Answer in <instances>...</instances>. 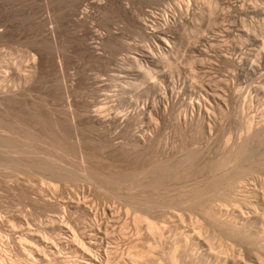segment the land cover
<instances>
[{
	"label": "rangeland",
	"instance_id": "374dc122",
	"mask_svg": "<svg viewBox=\"0 0 264 264\" xmlns=\"http://www.w3.org/2000/svg\"><path fill=\"white\" fill-rule=\"evenodd\" d=\"M103 3L0 0V99L12 93L64 119L72 108L82 122L104 107L118 124L92 129L102 150L146 131L159 148L147 168L132 169L97 147L80 154L48 121L0 106V263L85 264L86 248L97 264H204L197 254L210 250L264 264V239L252 228V216L264 225V203L253 194L264 195V0H113L106 15ZM162 29L166 41L148 34ZM147 52L157 65L130 67ZM146 69L167 77L163 91L115 107L113 93ZM199 85L223 95L218 107L191 92ZM164 91L160 115L137 117L125 133L124 116ZM82 135L92 147L91 131ZM214 211L251 219L236 233L205 213ZM147 222L162 235L152 239Z\"/></svg>",
	"mask_w": 264,
	"mask_h": 264
},
{
	"label": "bare ground",
	"instance_id": "6f19581e",
	"mask_svg": "<svg viewBox=\"0 0 264 264\" xmlns=\"http://www.w3.org/2000/svg\"><path fill=\"white\" fill-rule=\"evenodd\" d=\"M104 0H102V3H103ZM101 2V1H99ZM98 2V3H99ZM100 4V3H99ZM47 5V4H46ZM86 5V4H85ZM115 3H113V0H106V3H103V12L104 14L106 15L109 11L112 10V8L114 7ZM48 6V5H47ZM85 8V7H84ZM86 9V8H85ZM48 11V10H47ZM86 13L87 10L85 11ZM83 13V12H82ZM50 15V14H49ZM45 17V16H44ZM50 17V16H49ZM83 16H81L82 18ZM51 19V18H50ZM104 19V18H103ZM90 20V19H89ZM93 25H94V22H91ZM9 24V23H8ZM52 24V23H51ZM50 26H53V25H50ZM92 26V25H91ZM116 26V25H115ZM116 28V27H115ZM118 28V27H117ZM52 29V28H51ZM3 30V29H2ZM53 30V29H52ZM98 29H96L95 31H97ZM154 32V31H153ZM97 33V32H96ZM104 34V32H102ZM115 33H117V31H115ZM167 31H165V29L163 30H159L156 32V34L154 35L152 32L151 33H148L151 37L154 36L158 41L162 42V41H166V36H167ZM54 34V33H53ZM98 34H100V32H98ZM55 37V36H54ZM199 38V37H198ZM204 39V37H202ZM200 37V39H202ZM207 41V39H205ZM168 41V40H167ZM95 42V41H94ZM93 42V43H94ZM55 43H56V40H55ZM92 43V41H91ZM98 43V41H97ZM200 45V43H199ZM98 46V45H97ZM104 46L106 48H109L111 47V42L109 40H106L105 43H104ZM198 46V45H197ZM56 47V45H55ZM95 47V46H94ZM114 47V45H113ZM195 47V46H194ZM193 47V48H194ZM57 49V48H56ZM192 49V48H191ZM198 49V48H197ZM58 50V49H57ZM201 51V50H200ZM58 52V51H57ZM199 52V51H198ZM58 54V53H57ZM102 54V52H101ZM202 54V53H201ZM34 55V54H33ZM147 55V57H146ZM203 56V55H202ZM206 56V55H205ZM29 57V56H28ZM33 57V56H32ZM59 57V55H58ZM35 58V57H34ZM105 57L104 56H100V59H104ZM36 59V58H35ZM35 59H33V63L35 61ZM60 59V58H58ZM159 59V58H158ZM232 59V58H231ZM26 60V59H25ZM127 60V59H126ZM160 60V59H159ZM158 60V61H159ZM242 61V59H240ZM21 61V60H20ZM158 61L155 59V57L152 55L151 52H147V53H144V58L143 59H135L133 58L132 60H130V67L131 68H136L138 70V68L143 65L147 68H149V66H153L155 65L156 63H158ZM220 61V60H219ZM11 62V61H10ZM22 62V61H21ZM25 62V61H24ZM29 60L27 59V63L26 64H29L28 63ZM31 62V61H30ZM120 62V61H119ZM123 62V61H122ZM9 63V62H8ZM226 63V62H225ZM240 63V62H238ZM13 64H15V61H13ZM23 64V62H22ZM124 64V63H123ZM141 64V65H140ZM223 64V63H222ZM21 65V64H20ZM157 65V64H156ZM228 65V64H227ZM260 65V64H259ZM258 65V66H259ZM6 66V65H5ZM19 66V65H17ZM23 65H21L22 67ZM25 66V65H24ZM23 66V67H24ZM27 66V65H26ZM38 66L39 68L43 67V60L40 58V61L38 63ZM232 66H235L237 67L236 65H232ZM18 69H20L19 67H16ZM124 68V67H123ZM130 68V69H131ZM238 68V67H237ZM127 69V68H125ZM150 69V68H149ZM149 69H146L147 71L144 72L142 74V76H139L140 79H137L135 83H126L125 84L127 86H124V87H120L118 91H115L112 95V93L108 94V95H112V97L114 98L113 101L116 102V105L115 107H120V106H123L127 103H129V101L131 99H137V98H140L142 97L143 95L145 96H151L153 94H156V93H160L162 88L160 86V83H161V80L165 78V76L163 75H160V76H155L154 73H152V71H150ZM5 70V69H4ZM62 70V69H60ZM135 70V69H134ZM136 70V71H137ZM22 71V70H21ZM28 71V70H27ZM33 71V70H32ZM5 72V71H4ZM6 75H7V72H5ZM18 73V72H17ZM21 73V72H20ZM32 73V72H31ZM74 73V72H73ZM4 74V73H3ZM23 74V72H22ZM120 74V73H119ZM24 75H26L24 73ZM63 75V73H62ZM113 75V73H112ZM117 75V74H116ZM153 75L154 77H157L159 80H156L157 78H155V81H152V78H153ZM21 76V75H20ZM101 76V75H100ZM114 76H115V73H114ZM122 75H120L121 77ZM125 76V75H124ZM22 77V76H21ZM104 79V77H102ZM167 78V77H166ZM165 78V80H166ZM7 79V78H6ZM154 79V78H153ZM0 80H1V77H0ZM29 80V79H28ZM63 80V79H62ZM65 80V79H64ZM226 80V79H225ZM3 81V80H2ZM188 81V80H187ZM229 81V80H227ZM118 82V81H117ZM116 82V83H117ZM133 82V81H132ZM226 82V81H225ZM73 83V82H72ZM193 83V81H192ZM200 83V82H199ZM203 83V82H201ZM206 83V82H205ZM204 83V84H205ZM65 84V83H64ZM191 84V83H190ZM230 85V83H228ZM226 84V85H228ZM74 85V84H73ZM124 85V83L122 84ZM198 85V84H197ZM206 85H209V84H206ZM214 85V84H212ZM212 85H209L210 88ZM65 86V85H64ZM215 86V85H214ZM20 87V86H19ZM117 87V86H116ZM126 87V88H125ZM218 87V86H216ZM66 88V87H65ZM69 88V87H68ZM128 88V89H127ZM131 88V90H129ZM240 88V87H239ZM73 89V88H72ZM212 89V88H211ZM214 89V88H213ZM196 91H191L192 93L196 94L199 96V98H202L204 99V97H206L205 100H211V101H214L215 104H217V107L218 105H220L221 103V98H218L217 95H221V94H213V93H209V91L207 92V89H204V87H201L200 85L196 87L195 89ZM216 90H218L216 88ZM215 90V92H216ZM242 90V89H241ZM163 91V90H162ZM166 91V90H165ZM162 92L164 97H159L160 100L156 101L155 103H151V104H145L144 106H142V108H134L132 110V108H130L132 111H130L128 114H126L124 116V118L121 120L123 121V125L124 127L122 128V130L125 132V133H130V129L131 127L133 126L134 124V121L136 120L137 117L139 116H142V117H145L146 120L148 121H153L154 117L155 116H159L160 115V109L162 108V106L167 102L168 98L165 96L166 95V92ZM213 91V90H212ZM224 89L222 90V93ZM66 96L68 97V94H67V89H66ZM25 93V92H24ZM102 93H105V92H102ZM101 93V94H102ZM108 93V92H107ZM159 94V95H162ZM240 93V92H239ZM238 93V94H239ZM243 93V92H242ZM30 94V93H29ZM33 94V93H32ZM31 94V95H32ZM227 95V93H225ZM3 95V94H2ZM0 95V96H2ZM8 95V94H7ZM30 95V96H31ZM107 95V94H106ZM5 96V95H4ZM65 96V97H66ZM173 96V95H172ZM171 96V97H172ZM178 96V95H176ZM223 96V95H221ZM32 97V96H31ZM44 98V97H42ZM191 98V97H190ZM240 98V97H239ZM185 99V98H184ZM227 99V97L224 100V103H225V100ZM192 100L193 102V98L190 99V101ZM196 100V99H194ZM208 100V101H209ZM222 100V102H223ZM228 100V99H227ZM240 100V99H239ZM69 99H68V103H69ZM93 101V100H92ZM197 101V100H196ZM188 102V101H187ZM244 102V101H243ZM54 103V102H53ZM105 103V102H104ZM190 103V102H188ZM199 103V102H198ZM201 103V102H200ZM223 103V104H224ZM228 103V102H227ZM226 103V104H227ZM46 104V103H44ZM139 104V103H138ZM210 104V103H208ZM224 104V105H226ZM241 104V103H240ZM168 105V104H167ZM243 105V104H242ZM241 105V107H242ZM0 106H3L4 108H6L8 111H19V112H23L25 114H27L28 116L30 117H34V118H37V117H41L43 118L44 120L48 121L50 123V125L52 126V129L55 133V135L58 136V138L60 140H62L63 143H66V144H69L71 145V147H73V149H75L76 152L80 153V154H85V153H94V150L97 148H100V150H102L101 146L99 145V142H98V137L92 132V129L94 128V126L96 124L98 125H101V126H104V127H107L109 124H112V123H117L118 124V119L116 117H111L112 114L110 112L107 111V108L103 109L104 107H102L103 105H100L101 109H98L99 111H95L94 114L93 112H90L89 111V114H88V117H87V121L85 122H82L79 120V118H77L74 114V112L70 109L68 111V114H67V117L64 119V118H60V117H57L55 115H53V113H49L47 112L44 107H41V105H38L34 102H29V103H24L20 100V98H18L16 95H9V96H5L4 99H0ZM71 106V105H69ZM108 106V105H107ZM126 106V105H125ZM124 106V107H125ZM169 106V105H168ZM201 106V104H200ZM200 106L198 104H192L191 105V109H193L194 107L197 108L199 111H201L200 109ZM214 106V105H213ZM49 107V106H48ZM211 107V106H210ZM56 108V107H55ZM99 108V107H97ZM96 108V109H97ZM126 108V107H125ZM167 108V107H166ZM227 108V107H226ZM68 109V108H67ZM94 109V110H96ZM206 109V108H205ZM222 109V106L221 108ZM93 110V109H92ZM93 110V111H94ZM101 110V111H100ZM111 111V109H110ZM207 111V109L205 110ZM51 112V110H50ZM60 112V111H59ZM65 112V111H64ZM67 112V110H66ZM164 112V111H163ZM192 112V110L190 111ZM209 112V111H207ZM213 112V111H212ZM225 112V111H224ZM243 112V111H242ZM56 113V112H55ZM54 113V114H55ZM119 113V112H118ZM210 113V112H209ZM208 113V114H209ZM84 114V113H83ZM192 114V113H191ZM211 114V113H210ZM206 115L205 113H202L201 114V118L202 120L204 121V119L206 118H209L211 115ZM213 114V113H212ZM225 114V113H224ZM63 115V114H62ZM82 115V114H80ZM119 116L120 113L118 114ZM116 115V116H118ZM215 115V114H214ZM60 116V115H59ZM115 116V115H114ZM180 116V115H179ZM65 117V116H64ZM185 117V116H184ZM141 118V117H140ZM156 118V117H155ZM186 118V117H185ZM211 119V118H209ZM155 120V119H154ZM178 125L181 124V122H183L181 120L180 117H178ZM212 120V119H211ZM189 122V121H188ZM198 122V121H196ZM205 122V121H204ZM154 123V122H153ZM177 123V121H176ZM184 123H187V121H184ZM194 123V122H193ZM199 123V122H198ZM203 123V122H201ZM151 124V123H150ZM183 124V123H182ZM181 124V125H182ZM190 124V123H189ZM204 124V123H203ZM199 125V124H198ZM156 127V126H154ZM205 127V125H204ZM212 127V126H211ZM210 128V127H209ZM85 130H88V131H91V139L92 141L94 142L93 143V146L92 147H87L86 145H84L83 143L81 144L78 138V136L80 135L81 139L83 140V131ZM137 131V130H136ZM211 132V131H210ZM212 133V132H211ZM116 134V133H115ZM78 138V140H77ZM155 133H153L152 131H146V132H141V134H138V135H134V134H131L130 135V138L127 139V141L124 143V144H120L119 147L118 145H114L111 149H108V150H102V154L106 155V157L110 160V161H113V162H116L118 163V159H122L124 160L125 162H127V164L132 167V169H136V168H147V166L150 165V161H151V158L154 156V153L156 152V144H155ZM118 143V142H117ZM123 143V142H122ZM101 144V143H100ZM156 147V148H155ZM110 148V147H109ZM159 148V147H158ZM157 148V150H158ZM158 152V151H157ZM253 194H256L258 195L257 200H258V203H264V195H262L261 193H259L258 191L253 190ZM66 210L64 209V212ZM211 212V211H209ZM206 213V215L210 218V220H212L213 222L217 223L219 226H223V227H226V228H229L230 230H232V232H240L239 230H244V227L249 224V220L251 219L249 213L245 212V213H242V212H239V214H236L234 215L233 217L229 218V219H220L218 217V213L216 211L212 212L213 214L211 215L210 213ZM252 219H254V223H252V228L256 229L257 232H260L261 233V236L263 239H264V225H263V229H261L260 227H257L255 224H257V220L255 217L252 216ZM100 225V224H99ZM103 226V225H102ZM101 227H98V229H96L97 232H101L100 230ZM105 228V227H104ZM147 231L149 233V236L152 238V239H156L158 237H160L162 235V232L159 230V228L157 227V224L154 223V222H147ZM88 246L89 247H92L94 245V243L92 242H87ZM197 245V249L199 248H202L203 247V244L202 242H199V243H196ZM86 251H84V255H85V264H97V261H96V258L94 256H92L90 253H89V250L90 249H86ZM43 259V258H42ZM195 260L199 259V262H203L204 264H210L211 261L213 262H216V260H219L218 263L219 264H247L245 263V258L242 259V257L240 256V258H236L235 256H225L223 258H219L215 252H212V250H210L209 253H205L204 255L202 254V256L198 253L197 254V259L194 257ZM212 263V262H211ZM2 264V263H0ZM176 264V263H175ZM252 264V263H251Z\"/></svg>",
	"mask_w": 264,
	"mask_h": 264
}]
</instances>
